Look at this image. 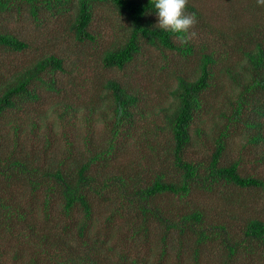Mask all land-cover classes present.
Wrapping results in <instances>:
<instances>
[{"label": "trees", "instance_id": "obj_1", "mask_svg": "<svg viewBox=\"0 0 264 264\" xmlns=\"http://www.w3.org/2000/svg\"><path fill=\"white\" fill-rule=\"evenodd\" d=\"M18 2H26L36 20L42 6L53 15L54 11L71 13L69 32L78 43L97 44L100 35H96L92 27L99 9L108 7L118 13L128 24V35L123 41L103 49L100 62L105 69L126 71L145 47L196 58L191 41L183 43L177 34L157 27L158 15L151 0H0V12L10 10ZM254 7V4L249 5L250 11H255ZM186 11L194 13L196 19L202 18L191 0H188ZM254 15L257 21L256 13ZM219 33L224 35L223 39L241 42L233 49L242 57L243 63L241 65L240 61L238 65L240 71L234 72L237 65L226 69L238 89L236 98L230 101L229 107L218 109L216 114L211 92H218L219 63L231 58L227 50L221 53H209L206 48L199 50L200 59L196 58L199 66L195 73H171L167 78L169 85H166V91L173 104L169 109L160 108V112L166 114L165 152L162 160L159 157L158 170L151 168L154 174L150 183L144 186L139 183V174L133 171L132 175L128 169L120 170L121 175L108 176L111 162L119 157L118 138L124 134L127 139L132 136L138 120L135 108L145 95L144 91L131 90L119 79H101L109 99L113 101L115 113L113 138L106 149L104 146L96 147L90 138H86L83 142L86 150L80 151L82 148L77 145L78 141L67 138L64 154L59 159L54 156L55 165L46 168L37 157L28 159L30 156L19 150V142L28 130L26 121L19 118L8 121L7 127L13 131L17 143L14 150H10V142L0 134V177L5 180L6 187L4 192L0 188V241L6 243L1 256L7 257L12 246L16 247L11 263L7 264H21V261H26L23 264H127L128 258L124 255L119 261L108 263L102 262L98 256L105 244L95 231L101 211L98 210V201L101 200L116 206L127 203L138 206L142 213L141 228L150 229L152 223H158L165 229L164 241L173 231H178L180 237L187 233L192 235L196 262L203 250L217 248L221 240L219 250L226 256L222 264H234L241 257L256 254L264 257V219L247 218L240 234L231 233L226 224L208 222L204 206L191 207L181 213L160 204L171 196L185 200L197 192H201L202 197L214 195L220 187L231 189L229 198H234L232 189H264L261 178L243 173L240 161L224 163L230 142L241 131L250 145L262 147L264 160V22H257L250 30L241 31L235 27L227 34L222 30ZM0 46L13 52H25L31 48L26 40L8 33H0ZM57 72L66 73V69L64 59L56 53L44 55L32 66L17 71L0 94V118L8 112L27 113L31 104L41 101L40 86L50 91L66 92L59 87L61 81ZM56 106L55 114L63 123H67L71 112L76 114L79 111L68 100ZM91 112L95 114V110ZM46 115L47 112L40 111L37 117L42 120ZM29 122L31 127L39 128L42 124L40 121ZM206 123L214 130L211 160H193L188 157L193 128L197 126L196 133L202 137L205 133L202 125ZM143 132L144 139L140 143H147L156 152L158 148L154 144L158 137L148 128ZM49 145L48 140L47 147ZM16 185L28 190L31 199L26 200L22 193L16 191ZM40 193L43 195L42 203L34 204ZM117 212V209L113 210L108 220H113ZM54 213L60 217L58 222L64 220L62 226L56 223L55 230L50 224L55 222L52 221ZM138 262L135 258L132 264ZM0 264L6 263L0 260Z\"/></svg>", "mask_w": 264, "mask_h": 264}, {"label": "rangeland", "instance_id": "obj_2", "mask_svg": "<svg viewBox=\"0 0 264 264\" xmlns=\"http://www.w3.org/2000/svg\"><path fill=\"white\" fill-rule=\"evenodd\" d=\"M191 2L202 15L201 19H196L194 31L197 37L190 42L196 50V58L200 59L199 50H205L204 48L209 53L212 51L221 53L227 50L231 57L219 63L216 84L218 92H211L217 114L218 109L229 107L230 101H234L238 93L226 69L237 65L234 72H239L238 65L242 61L241 55L233 50L236 46H240L241 42H235L238 39H232L233 41L223 39L224 35L219 31L222 30L227 34L234 31L235 27L237 30L241 28V31L250 30L253 25H257V22H264V6L258 5L257 0H191ZM251 4L255 5L253 12L249 8ZM42 7L38 13V20L30 13V6L26 2H18L10 10L0 12V33L13 34L31 44V48L25 52H13L0 46V94L11 83L17 71L32 66L44 55L54 53L64 59L66 73L57 72L56 74L61 81L59 87L66 89V92L50 91L40 86L38 91H40L41 101L31 104L27 113L8 112L5 117L0 118L1 137L10 142L9 149L14 150L17 142L14 141L15 135L11 128L7 127L8 121L16 118L26 121L28 130L19 142V150L22 149L26 155H29L28 159L33 160L37 157L39 163L46 168L55 165L54 156L59 159L64 154L67 138L78 141L77 145L82 148L80 151L86 150V146L83 145L86 138H90L96 147L104 146L106 149L107 143L113 138L115 113L113 101L109 99L101 79H119L131 90L144 91L145 95L135 108L138 120L133 127L132 136L127 139L124 134L125 136L121 135L118 138L119 157L111 162L112 168L108 176L121 175L120 170L128 169L132 175L133 171L139 174L138 180L142 186L150 183L154 174L151 168L158 170L159 157L162 160L165 152L166 114L161 113L160 108L164 106L165 109H169L173 104L172 98L166 91V85H169L167 78L173 72L186 75L195 73L199 60L194 57L185 58L182 54L168 50L160 51L145 47L143 53L126 71L105 69L100 62L103 49L115 42L123 41L126 34L128 35L126 29L128 24L118 16V13L108 7L96 12L92 28L100 37L97 44H88L76 42L75 36L70 34L71 13L54 11L55 15H53L44 6ZM69 7L73 8L72 5ZM254 13H256L257 21ZM210 26L212 28H209ZM242 63L243 61L241 65ZM67 100L79 111L76 114L71 112L67 123H63L54 110L58 109L56 104H63ZM90 109L95 110V114H92ZM40 111L47 112L42 120L41 117H37ZM200 119L204 120V118ZM29 121H40L42 124L39 128L31 127ZM209 125L207 123L202 125L205 132L202 137L196 133L197 126L193 128V142L188 153V157L193 160L204 162L211 160L214 130ZM155 126L158 128L155 129ZM144 128L150 129L158 137L157 143L154 144L158 148L156 152H153L147 143H140L144 139ZM240 133L230 142L224 163L240 161L244 174L257 176L264 181L262 147L250 145L244 138L243 131ZM48 140L50 145L47 147ZM4 186L5 180L0 177V188L3 192L6 188ZM15 188L26 200L31 199L32 195L28 190H22L23 187L20 185H16ZM230 191L231 189L220 187L214 195L202 197V193L197 192L185 200L171 196L160 204L169 210L181 213L191 207L204 206L208 222L226 224L231 233L240 234L247 218L264 219V189L249 191L232 189L234 198H229ZM42 197L40 193L34 200V204H41ZM115 209L118 212L115 218L109 221L108 217ZM98 210L100 215L97 216L95 231L100 241H105L101 253L98 254L102 262H117L123 255L128 258L127 264H132L135 258L138 259V264H222L226 258L219 250L221 240L217 248L207 247L203 250L200 259L196 262L194 259L196 245L192 235L187 233L180 237L178 231H173L169 239L164 241L165 229L158 223H152L150 229L141 228L142 213L138 206H130L128 203L116 206L109 201L101 200L98 201ZM54 215L52 221L55 222L50 224L55 230L56 223L62 226L64 220L58 222L60 217L55 213ZM42 218L43 216L40 215L39 219L42 220ZM222 238L225 239L224 234ZM5 245V241H0V260L7 264L11 263L10 258L14 255L16 247L12 246L9 255L3 257L1 255L5 251ZM24 262L26 261L19 263ZM234 264H264V257L258 254L248 258L241 257Z\"/></svg>", "mask_w": 264, "mask_h": 264}, {"label": "clouds", "instance_id": "obj_3", "mask_svg": "<svg viewBox=\"0 0 264 264\" xmlns=\"http://www.w3.org/2000/svg\"><path fill=\"white\" fill-rule=\"evenodd\" d=\"M158 15L157 27L165 32L177 34L183 43H188L197 37L194 31L197 23L194 13L186 11L188 0H151ZM264 6V0H257Z\"/></svg>", "mask_w": 264, "mask_h": 264}]
</instances>
